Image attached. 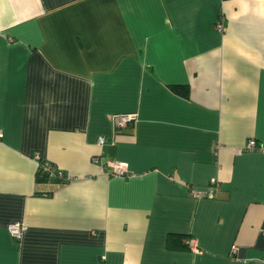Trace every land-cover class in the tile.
Returning <instances> with one entry per match:
<instances>
[{
	"label": "crops",
	"instance_id": "obj_1",
	"mask_svg": "<svg viewBox=\"0 0 264 264\" xmlns=\"http://www.w3.org/2000/svg\"><path fill=\"white\" fill-rule=\"evenodd\" d=\"M0 133V264H264V0H0Z\"/></svg>",
	"mask_w": 264,
	"mask_h": 264
},
{
	"label": "built area",
	"instance_id": "obj_2",
	"mask_svg": "<svg viewBox=\"0 0 264 264\" xmlns=\"http://www.w3.org/2000/svg\"><path fill=\"white\" fill-rule=\"evenodd\" d=\"M218 29H222L223 24L218 21V23L216 24ZM136 114L133 113H127V114H116L114 115V126L115 129L117 131L122 130L125 126H127L129 123L134 122L136 120ZM2 134L0 133V136ZM97 143L99 145H102L104 143V137L103 136H99L97 138ZM244 149L247 150H261L264 151V143L263 142H258L256 139L254 138H250L248 139ZM35 158L37 160L40 159L39 154L37 153L35 155ZM95 161L97 162L98 159L95 158ZM112 166V175H128V170L126 168V164L122 161H115L113 163H111ZM39 175H45L48 179H58V180H67L69 179L68 176H65L64 173L59 170V169H55L53 167V165L50 163V161L48 160H39ZM220 182L217 178L212 177L209 182L207 187L204 190H200L194 186L189 187V193L191 196L195 197V198H213L217 195V193L220 191ZM23 225L20 222H13L9 225V232L11 234V236L15 239V240H20L23 234ZM188 247L194 251V252H198L199 248L197 245V242L194 238H189L186 241Z\"/></svg>",
	"mask_w": 264,
	"mask_h": 264
},
{
	"label": "trees",
	"instance_id": "obj_3",
	"mask_svg": "<svg viewBox=\"0 0 264 264\" xmlns=\"http://www.w3.org/2000/svg\"><path fill=\"white\" fill-rule=\"evenodd\" d=\"M171 89L175 90L177 93L182 94V95H186L188 93V87L186 85H172ZM41 178L48 179L45 175H42ZM171 237H172V235H171ZM177 237H179V235H177ZM177 237H175V238H177ZM173 240H176V239H173ZM184 244H185V246L188 247L187 243H184Z\"/></svg>",
	"mask_w": 264,
	"mask_h": 264
}]
</instances>
